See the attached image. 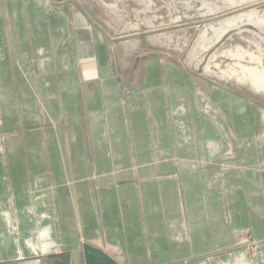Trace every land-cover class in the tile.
<instances>
[{
	"label": "rangeland",
	"instance_id": "rangeland-1",
	"mask_svg": "<svg viewBox=\"0 0 264 264\" xmlns=\"http://www.w3.org/2000/svg\"><path fill=\"white\" fill-rule=\"evenodd\" d=\"M83 59L139 78L95 108L120 114L108 127L127 140L103 171L166 178L144 214L182 243L151 264H264V0H0V173H37L39 241L48 194L74 185L47 178L81 170L72 96L101 80L82 79Z\"/></svg>",
	"mask_w": 264,
	"mask_h": 264
},
{
	"label": "crops",
	"instance_id": "crops-1",
	"mask_svg": "<svg viewBox=\"0 0 264 264\" xmlns=\"http://www.w3.org/2000/svg\"><path fill=\"white\" fill-rule=\"evenodd\" d=\"M81 66L84 81L101 77L98 86H94L96 91L87 92L83 87L78 92V87L72 96L77 107L73 117L78 122V130L74 131L73 139L70 135L68 143L82 150L83 156L77 160L81 170L62 176L52 172V177L47 178L74 181V185L62 183L57 188L63 189H52L48 194L47 206L52 221H47V227L52 231L45 241L38 238L42 236L38 234L39 197L37 190L34 191L37 173H0V264H107L86 253L83 250L85 244L105 252L118 264H151L152 256H177L170 250L181 246V232L172 237V227L159 220L150 222V215L144 214L160 212L152 208L146 197L163 196L166 188L162 184L166 178L160 173L103 171L99 167L102 163L110 167L118 164L112 149H117L120 142L121 147H126L127 140H116L118 130L108 127L122 120L121 109L115 110L119 114L115 117L108 111H99L95 104L126 99L128 94L124 88L135 87L139 78L135 77L128 85L118 76L111 75L109 63L99 66L97 61L83 59ZM162 146H165L163 141L159 142V147ZM88 148L94 149L97 155L87 158ZM97 150H105L106 158H102L104 151L97 153ZM21 161L17 159L16 164L22 165ZM25 163L34 165L35 160H25ZM87 164L93 165L95 171L87 172ZM140 178L147 183L136 182ZM158 181L161 182L158 184ZM144 204L148 205L146 211L141 208ZM159 208L163 210L162 206ZM71 212L75 214L74 221L70 219ZM123 212L126 213L124 219L118 220L116 214ZM56 213L59 216L57 222ZM54 228L58 232L55 233ZM58 246L59 250L55 251Z\"/></svg>",
	"mask_w": 264,
	"mask_h": 264
},
{
	"label": "water",
	"instance_id": "water-1",
	"mask_svg": "<svg viewBox=\"0 0 264 264\" xmlns=\"http://www.w3.org/2000/svg\"><path fill=\"white\" fill-rule=\"evenodd\" d=\"M83 250L89 255L95 257L96 259L105 262L107 264H118L115 260H113L108 254L105 252L92 248L91 246L84 245Z\"/></svg>",
	"mask_w": 264,
	"mask_h": 264
}]
</instances>
